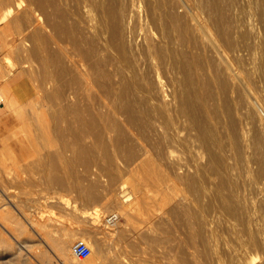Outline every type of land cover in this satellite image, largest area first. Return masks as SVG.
<instances>
[{
    "label": "bare ground",
    "instance_id": "bare-ground-1",
    "mask_svg": "<svg viewBox=\"0 0 264 264\" xmlns=\"http://www.w3.org/2000/svg\"><path fill=\"white\" fill-rule=\"evenodd\" d=\"M255 1L260 2L261 11H252L249 16L244 15L246 18H242L240 9L236 6L239 9L236 11L230 0H205L204 4L209 10L208 17L200 20L198 15H195L196 11L194 15L199 22L197 27L204 31L206 42H203V45L190 46L178 43L172 37L173 23L183 32L192 30V25L187 22L185 16V11H193L194 8L189 0H31L35 8L33 17L27 21L26 30L30 32L32 41L29 43L28 35L22 32L18 34L19 39L28 55L37 56L47 65L55 66V78L58 81H55L57 84L50 96L56 101L51 113L52 122L45 118L43 124L47 125V128L50 127L55 139L63 142L65 150L71 148L68 140L75 142L73 145L76 146L72 149L74 156L77 157L78 165L81 164L86 169L95 162L96 150L104 149L103 167L110 173L109 177L113 182L117 179V173H130L131 180L127 181L132 184L134 196L124 192L127 181H123L122 188H118L124 192L123 194L120 191L124 197L122 201L129 203L132 199L139 207L144 202L146 206L142 208L147 209L146 214L153 210V218L150 219L152 221L145 228L135 227V236L126 237L125 228L122 227L120 235L125 243L115 252L116 247L113 246L114 249L111 250L115 254H110V241L106 244L107 254L103 264H141L131 258V254L140 252L150 256L146 264H160L158 253L165 258L166 264H201L203 260L200 263L198 251L195 252L193 248V252L189 249L191 254L188 253L190 257L187 259L180 253L183 249L176 252L172 244L169 246L171 239L165 236L166 230L163 228L162 231L165 235L159 230L165 220V214H161L159 210L168 209L171 214L174 213L173 217L182 215L189 223L193 219L204 222L201 219V211L194 209L195 206L191 204L198 203L204 195L196 175L204 174V169L208 167L214 169L213 173L222 172L223 169L227 173L233 168L238 174L239 169L241 174H245L241 176L246 177L250 184H256L258 189L263 188L264 0H253L252 3ZM16 8L17 0H0V25L5 20L9 24L20 21L16 16ZM0 98L10 101L2 90ZM10 104L16 107L11 101ZM41 123L39 125H42ZM88 138L93 140V145L84 142ZM108 143L117 149L119 158L122 156L118 163L110 154ZM181 150L191 151L193 161L190 162L186 158L185 160L183 155H180L183 154ZM64 152L60 149L54 152V155L49 154V162L46 165L49 170L46 174L48 181H54L60 186L75 187L80 198L86 202L96 203L103 200L106 203L111 200L110 192L105 191L102 197L93 185H85L82 179L76 178L77 175L74 177L76 179H73L76 159L74 163L70 162L73 158L69 161ZM228 152L233 156L231 158L235 159L234 163L226 162ZM205 155L208 156L207 162L206 158L203 162ZM55 170L57 173L53 174ZM181 184L191 187L190 191L193 189V200L188 197L190 195L184 193L186 189L189 190L187 186L184 188V194L176 198L177 200L175 196L169 198V193L175 189H179V193ZM148 186H151L155 193L154 196L151 195L152 202L146 200L150 194L149 190L152 189L150 187L147 191ZM3 193L6 194L4 190ZM178 203H183V207L178 209ZM16 204L17 209L23 208L22 205ZM94 208L96 209L92 211L96 217L102 214L103 211ZM123 208L129 220V210L124 206ZM2 215L0 213V218ZM25 218L29 225L34 227V221L29 216ZM182 218L180 224L184 226ZM108 221L111 226L116 225L119 221L118 214H111ZM174 221L177 222L173 219ZM194 222L196 221H193V225ZM187 227L185 229H189ZM186 232L185 235L190 234L189 240L194 248L199 239L202 243L205 242L201 228L191 229L187 234ZM85 240L86 238L82 239ZM77 242L78 240L69 247L68 255L74 263L95 264L94 256L100 244L87 241L91 253L84 260L73 252ZM207 246L200 249L205 258L209 253ZM206 260L204 262H207ZM60 261L66 264L64 257H61Z\"/></svg>",
    "mask_w": 264,
    "mask_h": 264
},
{
    "label": "rangeland",
    "instance_id": "rangeland-1",
    "mask_svg": "<svg viewBox=\"0 0 264 264\" xmlns=\"http://www.w3.org/2000/svg\"><path fill=\"white\" fill-rule=\"evenodd\" d=\"M189 1L191 6L196 8V9L192 8L193 11L191 10L185 11L187 22L192 25V30L187 33L183 32L177 27V24L173 23L172 37L178 43H183L190 46L203 45L205 44L203 42H206V37L204 31H202V29L200 30V27H197L199 25V22L197 21L195 15H198V18H200V20H204V17H208L209 10L208 7H206L204 4L205 0H192V1L189 0ZM230 1H232V7L235 6L236 11H239L240 9L241 15L243 16L242 18H246L247 16H249V14H251L252 11L253 12L261 11L260 2L256 3L255 1L256 4L253 2L255 6L254 7L252 3L253 0H230ZM257 4L258 6H256ZM34 8L35 5L31 4V0H17L16 16L19 18L20 21L9 24V22L5 20L0 25V28L2 27L0 31L3 29L2 35L0 34L1 35L0 36V90L5 92L7 99H10V101L13 102L14 105H16V107L15 106L13 107V105L10 104V101L4 100V98L1 100L0 98V106H4V108L2 109L3 112L0 114V213L3 214L0 218V264H63L60 261L61 257H64L66 259V264H75L74 261L71 259V257L68 255L70 254L69 253V247L71 246L70 244H73L75 241L77 240L79 241L85 238H86L85 240L86 242L90 241V243L91 242L94 243L96 241L100 244L101 248L97 245L98 247H97V252L94 256V260H95V264H100V263L103 264L107 254L106 244L110 243L109 244L110 250L116 247V249H114L115 252L121 244L125 243L123 236L120 235V232H122L123 228H125L124 235L126 237L135 236L134 233L135 227L145 228V226H147V224L150 223V221H152L150 219L153 218V214H152L153 210L152 211L150 210V212L148 211L149 214L148 215L145 213L147 209H144L146 206L144 202L140 207L139 205L134 203V200L132 199L129 201V203L123 202L124 197L122 193L124 194V192L125 193L127 192L131 196H134V190L132 188V184L130 183V181L129 182L127 181V180H131V178L129 177L130 173H128V175L125 171L124 172L121 171L123 175L120 172L119 174L117 173L118 175L117 179L115 178L113 182V180L110 178L111 177L110 173L103 167V165H105L104 149L103 150L99 149L100 151H97L98 149L96 150L95 162L91 165V167H89V169L88 168L86 169L80 163H79L80 165H78L76 159L77 157L75 158L74 156L75 153L72 151V149H74L76 146L73 145L75 144V142L73 140H68L69 142L68 144L69 146H71V148L68 147L70 150L68 148L65 150L63 142L60 141L59 139H55L56 137L51 133L50 127L47 128V125L43 124L45 118L48 119V121L52 122L51 113L55 108L56 101L53 100V98H51L50 96L52 94V91H54L53 88L55 84H57L56 82L58 81L55 78L56 76L55 66L47 65L43 60L41 61L37 56L34 55L30 56V54L28 55L27 52H25L26 49L24 48L23 43L19 39L18 34L22 32L25 33L24 35L26 36L28 35L27 38L29 40V43L32 41L30 32L26 30L27 28L26 25L29 18L31 19L33 17L32 12ZM256 8L259 9L257 10ZM194 11H196V13ZM244 15H246V17ZM193 24L195 25L193 26ZM195 28L198 29V31ZM202 35L204 36V39ZM9 70L11 73L9 72ZM47 70L49 71L47 72ZM14 89L21 91V95L24 97L29 96L28 99L27 100L25 99V101L19 103L12 95ZM9 92L11 93L8 94ZM40 111L42 113L45 111L43 113L44 117L43 115L42 116L40 115L42 114L40 113ZM40 116L42 117V119H40ZM40 123L43 126L39 125ZM45 126L46 128H44ZM84 142L86 144L93 145V140L89 138L86 139V141ZM109 144L111 145V143H108V145ZM110 145H109L110 154L113 155L112 157L114 158L115 162L117 161L118 163L119 161H121L119 159L122 156L119 158V156L117 155L120 154L117 151V149H115L113 145H111L110 147ZM60 149H62L63 152L65 150L64 154L68 160L73 158L71 161L69 160L70 162L73 161L72 163H74V160L76 159L75 161L76 166L74 170L72 169L73 172L71 170L73 179L80 178L83 180L85 185L87 186L93 185L95 191L96 192L99 191L98 193L99 194L101 193L100 195L102 197L104 196L103 194H105V191L110 192L111 200L109 199V201L106 203H104L103 200H101L102 202L96 201V203L86 202L84 199L80 198L78 191L75 187L60 186L54 181H48V179L46 178V174L49 173V170L47 169L46 165H48L49 162V158H50L49 154L54 155L55 154L54 152H57ZM180 152H183V154L180 153V155H183L184 159L186 158L190 162L193 161L194 156L192 155L191 151L181 150ZM229 153L230 152H228L227 155V158L228 157L229 158L228 159L226 158L227 160L226 162L234 163L235 159L231 158L233 156L230 155ZM185 154H187L190 158ZM205 158L207 162L208 156L207 155L204 156L203 162H205ZM41 160L42 162H40ZM213 170H211V167H208L204 169L203 171L204 174L199 173L196 175L198 185L200 184V187L202 188L204 195L202 196V198L199 200L198 203L193 202V204L191 205L195 206L193 207L194 209L201 211V215L203 216V218L201 217V219H203L204 222L202 220L197 221L196 219H193L191 224L188 221H186V219L182 215L179 217L175 215L174 217L176 218H174L172 215L174 213L171 214L168 209L159 210V212H162L161 214L163 215L165 214L164 217L165 220H163L164 221L163 226L161 229H159L160 232L163 234L162 231H164L165 229L166 232L164 231V233L167 234L166 235L163 234V235L169 236L171 239V241L169 242L170 243L169 246L172 244L171 246H173L172 248L176 252L179 251V249H183V251L180 253L185 255L187 259L188 257H190L189 254H191L192 248L195 252L198 251L200 263L201 260H203L201 264H215V263L216 264H264V244H263L264 243V237H263L264 236V224H263L264 223V199H263L264 186H262L263 188H260L258 186L260 188L258 189L256 184L255 185H253L252 183L250 184L246 180V177L241 176V175L245 176V174H243V172L241 174V172H239V169H238V174L237 172H235L237 170L234 169L232 173L230 169L228 171L229 173L228 172L226 173L225 170L223 169L224 171L222 170V172H219L221 174H219L216 171L213 173ZM62 171L64 172V170ZM233 172H235L234 173L235 175L233 174ZM52 173L56 174L57 171L55 170ZM75 176L76 178H74ZM217 178H219L218 179L219 181L217 180ZM237 179L239 183L237 182ZM227 180L228 182H226ZM85 181L88 183H86ZM123 181H127L126 183L128 184L127 185L125 183L124 192H122V189H118L119 187L122 188L123 184L121 183H123ZM51 182L54 183L52 184ZM215 182L218 183V185ZM111 184L113 187L111 186ZM186 186L188 187L187 184L186 185L181 184L180 187L182 189L180 188V191L182 192L179 191L178 193L179 189H175L174 191L169 193L168 195L170 196L169 198H174L173 196H175L176 199L179 198V196H182L181 194L185 193L186 195H190L188 197H190V199L193 200L195 198L193 194L194 191L193 189L190 191L191 187H188L189 190H187ZM227 186L229 188H227ZM150 187L151 186H148V189L146 190L148 191ZM184 188L186 189L185 192H184ZM219 188L221 192L224 193V195L223 193L220 192ZM254 189L255 191H253ZM3 190L6 192V194L3 193ZM152 190L153 188L151 189V191L149 190L148 194L149 193L150 194L146 199L151 202L153 200V198L151 197L155 195L154 191ZM188 191L190 192V194H188ZM262 195L263 197H261ZM110 201L114 203L112 202L110 203ZM116 201H118L119 203ZM261 201L263 203H261ZM16 203L20 204V206L22 205L23 208H20L21 211L16 208L15 206L17 205ZM182 204L183 203H178L177 206L178 209L183 207L184 204L183 205ZM121 205H123L126 209L129 210L127 211L130 214L129 220L126 218V215L124 214V208ZM220 205L223 206L226 205V206L221 207ZM94 207L100 209L101 210L100 212L103 211L102 214H100L98 217H96V215H94V211H92L93 209L94 210L96 209ZM257 208L259 209L256 210ZM212 209L215 210L213 211ZM252 210L253 211L255 210L256 213L259 211L257 214L260 216H258L255 213V211L253 212ZM2 211H4V213ZM166 211L169 212L166 213ZM114 213L118 214L119 221L117 222L116 225L111 226L110 222L108 221V218L110 217L111 214ZM150 213L152 214V216ZM25 216L26 217L29 216V218L34 221L35 223L34 227H31L29 225ZM171 216L173 218H171ZM180 217L181 218L183 217L182 223H185L186 226L185 225L184 226L185 227L188 226L189 229H185V227L182 226L183 224L182 225L180 224L181 222ZM95 219L96 221H93ZM169 219L172 220L170 221ZM173 219L176 220L177 222L174 221L175 222L174 223ZM193 221H196L194 222V225H193ZM166 222H168L171 226L167 225L168 223ZM144 223H146V225ZM243 223H245V225H243ZM198 228H201V230L205 232V233L202 232L205 242L202 243L199 239L197 241V244L195 245L196 247L194 248V245L189 240L190 234L187 233H190L191 229H198ZM171 231L172 233H170ZM185 232L187 235H185ZM106 234L109 235L107 236ZM93 239L95 240L93 241ZM184 239L187 242H185ZM182 245L184 247H182ZM212 245H214L215 247ZM205 246H207L206 248L209 249V250L207 249L209 255L214 253L211 256L207 254L208 259L205 258L206 257L204 256L205 254H203L201 251L202 250L201 248H205ZM210 249H211V253H210ZM112 251L113 250H111V253L110 252L109 253L113 254L114 252ZM138 254H134V253L131 254V258L132 257L134 259L136 258L135 260L133 259V261L137 263L141 262V264L142 263L146 264L147 260L150 259V256L145 254L144 252H140ZM202 255L205 258V260L207 259L206 260L207 262H204L205 260L202 257ZM136 256L139 258H137ZM211 257L214 259H212ZM86 259L87 257L84 258V260ZM157 259H159L160 264H166L165 258H162L160 253H158Z\"/></svg>",
    "mask_w": 264,
    "mask_h": 264
},
{
    "label": "built area",
    "instance_id": "built-area-1",
    "mask_svg": "<svg viewBox=\"0 0 264 264\" xmlns=\"http://www.w3.org/2000/svg\"><path fill=\"white\" fill-rule=\"evenodd\" d=\"M73 252L78 258H86L91 253V247L85 241L79 240L74 245Z\"/></svg>",
    "mask_w": 264,
    "mask_h": 264
},
{
    "label": "crops",
    "instance_id": "crops-1",
    "mask_svg": "<svg viewBox=\"0 0 264 264\" xmlns=\"http://www.w3.org/2000/svg\"><path fill=\"white\" fill-rule=\"evenodd\" d=\"M13 96H14V98H15L19 103L22 102V101H25V99L27 100L28 97H29V96H25V97L22 96V95H21V91H19V90H17V89H16V90L14 89V91H13ZM21 96H22L23 98H22ZM0 107H1V108H0V114H1V113L3 112L2 109L4 108V106H0Z\"/></svg>",
    "mask_w": 264,
    "mask_h": 264
}]
</instances>
